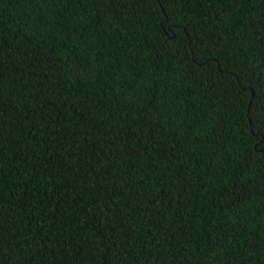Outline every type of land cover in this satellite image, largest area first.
<instances>
[{
    "label": "trees",
    "instance_id": "1",
    "mask_svg": "<svg viewBox=\"0 0 264 264\" xmlns=\"http://www.w3.org/2000/svg\"><path fill=\"white\" fill-rule=\"evenodd\" d=\"M0 264H264V0H0Z\"/></svg>",
    "mask_w": 264,
    "mask_h": 264
}]
</instances>
